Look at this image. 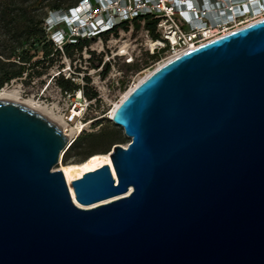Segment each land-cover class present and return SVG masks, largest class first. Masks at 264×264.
I'll return each instance as SVG.
<instances>
[{"label": "water", "instance_id": "1", "mask_svg": "<svg viewBox=\"0 0 264 264\" xmlns=\"http://www.w3.org/2000/svg\"><path fill=\"white\" fill-rule=\"evenodd\" d=\"M113 117L130 142L73 197L65 132L0 99V264H264V19L161 65Z\"/></svg>", "mask_w": 264, "mask_h": 264}, {"label": "built area", "instance_id": "2", "mask_svg": "<svg viewBox=\"0 0 264 264\" xmlns=\"http://www.w3.org/2000/svg\"><path fill=\"white\" fill-rule=\"evenodd\" d=\"M250 1L264 4V0ZM250 1L81 0L74 8L52 12L44 28L53 52L47 57L48 73L41 80L30 79L40 87L38 96L32 97L65 124L68 149L82 133L97 132L106 120L112 122L115 102L137 86L144 71L259 21L246 11ZM145 15L157 22L156 36L145 28V20L135 29V19ZM79 40L89 43L67 55L66 45ZM59 78L77 87L65 91ZM26 79L27 73L20 78ZM51 90L55 94L48 96Z\"/></svg>", "mask_w": 264, "mask_h": 264}, {"label": "trees", "instance_id": "3", "mask_svg": "<svg viewBox=\"0 0 264 264\" xmlns=\"http://www.w3.org/2000/svg\"><path fill=\"white\" fill-rule=\"evenodd\" d=\"M30 0H0V90L13 80L22 78L27 73L29 81L35 74V70L43 65L44 59L52 52L53 48L47 40V33L44 22L48 15L56 11H64L74 8L81 0H44L47 12L39 13L38 9L29 6ZM36 1V0H34ZM141 20H145V28L150 30L154 36L156 21L145 15L135 19V29L141 27ZM89 41L79 40L76 44L69 43L65 47L67 55L72 56L76 49L81 50ZM35 44H42L44 59L32 62L30 50L26 47H33ZM47 70L48 66H44ZM59 86L70 91L77 86L70 80L59 78ZM113 123V122H110ZM124 134V130L113 124L104 125L99 131L82 133L79 135L63 154V163L79 164L95 154H109L115 144L130 142ZM77 157L75 160L72 158Z\"/></svg>", "mask_w": 264, "mask_h": 264}, {"label": "bare ground", "instance_id": "4", "mask_svg": "<svg viewBox=\"0 0 264 264\" xmlns=\"http://www.w3.org/2000/svg\"><path fill=\"white\" fill-rule=\"evenodd\" d=\"M250 1V0H249ZM252 2V1H250ZM251 4V8H247L246 11H248L247 13H250L252 15L257 16V20L260 19H264V15H263V9H264V4H260V5H255L254 2L250 3ZM166 62H169L168 60H164L162 62H160L157 66H154L150 69H148L147 71H144L138 79L139 81L137 82V84H139L141 81H143L146 77H148L152 72H154L158 67H160L161 65L165 64ZM134 87H131L129 90H127L123 96L121 97L119 102H115L114 107L112 109L111 115L113 116L117 107L120 105V103L127 97V95L133 90ZM0 99H8V100H13V101H19L20 103L36 110L37 112L41 113L42 115H45V117H47L49 120H51L53 123H55L58 127H60L62 130L65 127V124L61 121V119L59 117H57L56 115H54L53 111L51 108L46 107L42 104H39L37 102L36 99H34L33 97L29 98V99H21V90L18 87H14V88H3L2 91L0 92ZM72 132L68 134V136H72ZM63 157L60 159V163L62 162ZM61 170L64 172L67 183L70 187L71 193L73 195V197H75L74 194V190H73V186H72V182L83 176V174H85L86 172L95 170L101 166H103L104 164H110L112 166V162H111V158L109 154H95L94 156L90 157L89 159H87L86 161L79 163V164H67L65 165L64 163H61ZM114 166H112L111 168L113 169ZM127 196V194H120L117 196H114L110 199L107 200H103L100 202H96L93 203L91 205H81L79 204L81 207L83 208H93L108 202H111L112 200H117L120 199L122 197Z\"/></svg>", "mask_w": 264, "mask_h": 264}, {"label": "rangeland", "instance_id": "5", "mask_svg": "<svg viewBox=\"0 0 264 264\" xmlns=\"http://www.w3.org/2000/svg\"><path fill=\"white\" fill-rule=\"evenodd\" d=\"M46 3H48L47 1H44V0H36V1H34V0H30L29 2H28V5L29 6H33V8L34 9H38L39 11V13H43V12H47L48 11V9L45 7V5H46ZM49 16V15H48ZM47 16V17H48ZM46 17V18H47ZM2 31L0 30V33H1ZM133 38H134V36H133ZM132 38V39H133ZM42 44H35L33 47H26V48H28V50H30V52H29V54L30 55H32V62H35L36 60H41V57H42ZM43 62H45L43 65H41V66H39V68L38 69H36L35 71L36 72H39V74H38V76H37V74H35V78L36 77H39L40 78V80H41V78H43V76L45 75V74H47L48 73V69L46 70V69H44L45 67L44 66H48L47 65V62H48V58H45L44 59V61ZM144 74V73H143ZM142 74V75H143ZM141 75V76H142ZM138 81H139V79H138ZM40 82V81H39ZM14 87H18L20 90H21V99H29V98H31L32 97V95H36V97L38 96V94L40 93V87H39V84L37 83V84H35V85H33V84H31V81L29 80V81H23V80H18V81H15L14 83H12V84H10L8 87H6V88H9V89H11V88H14ZM48 96H49V94H52V95H54L55 93H54V91H49V93H46ZM50 98V97H49ZM51 99V98H50ZM52 100V99H51ZM114 123H110L109 121H107L106 120V124L105 125H107V126H112ZM123 129V128H122ZM126 136V135H125ZM127 137V136H126ZM128 138V137H127ZM129 140H130V138H129ZM129 142H127V143H125V144H122V145H124V146H126L127 144H128ZM77 157H74V158H72V160H75ZM61 163H63V160H62V162ZM61 163H59V165H57V166H55V169H60L61 168Z\"/></svg>", "mask_w": 264, "mask_h": 264}]
</instances>
